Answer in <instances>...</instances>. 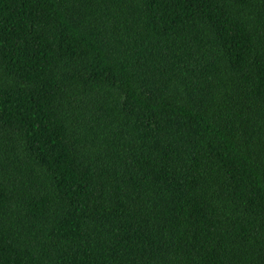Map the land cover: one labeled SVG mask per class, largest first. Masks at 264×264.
<instances>
[{
    "label": "trees",
    "instance_id": "16d2710c",
    "mask_svg": "<svg viewBox=\"0 0 264 264\" xmlns=\"http://www.w3.org/2000/svg\"><path fill=\"white\" fill-rule=\"evenodd\" d=\"M0 264H264V0H0Z\"/></svg>",
    "mask_w": 264,
    "mask_h": 264
}]
</instances>
